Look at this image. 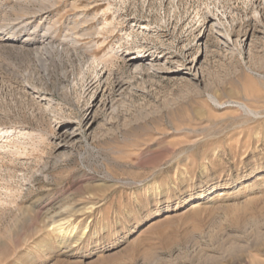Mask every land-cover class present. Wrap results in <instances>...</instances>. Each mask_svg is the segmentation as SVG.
Masks as SVG:
<instances>
[{
	"label": "rangeland",
	"instance_id": "obj_1",
	"mask_svg": "<svg viewBox=\"0 0 264 264\" xmlns=\"http://www.w3.org/2000/svg\"><path fill=\"white\" fill-rule=\"evenodd\" d=\"M263 261L264 0H0V264Z\"/></svg>",
	"mask_w": 264,
	"mask_h": 264
},
{
	"label": "bare ground",
	"instance_id": "obj_2",
	"mask_svg": "<svg viewBox=\"0 0 264 264\" xmlns=\"http://www.w3.org/2000/svg\"><path fill=\"white\" fill-rule=\"evenodd\" d=\"M137 59H140V58H137V57H133V56H131L130 58H129V61H132V62H130V64L131 63H133V62H135ZM128 60V59H127ZM137 66V65H136ZM136 68V67H135ZM262 260V259H261ZM259 263V262H258ZM261 264H264V261L261 263Z\"/></svg>",
	"mask_w": 264,
	"mask_h": 264
}]
</instances>
